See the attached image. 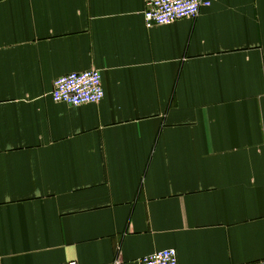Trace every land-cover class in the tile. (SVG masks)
<instances>
[{
    "label": "crops",
    "instance_id": "crops-1",
    "mask_svg": "<svg viewBox=\"0 0 264 264\" xmlns=\"http://www.w3.org/2000/svg\"><path fill=\"white\" fill-rule=\"evenodd\" d=\"M209 1L0 0V264H264V0Z\"/></svg>",
    "mask_w": 264,
    "mask_h": 264
},
{
    "label": "built area",
    "instance_id": "built-area-1",
    "mask_svg": "<svg viewBox=\"0 0 264 264\" xmlns=\"http://www.w3.org/2000/svg\"><path fill=\"white\" fill-rule=\"evenodd\" d=\"M210 6L209 0H146L143 12L147 29L172 24L183 19H195L201 9ZM51 99L76 108L98 104L104 96L101 74L97 70L73 72L55 80ZM62 264H77L75 261ZM140 264H178L174 249H165L145 256Z\"/></svg>",
    "mask_w": 264,
    "mask_h": 264
}]
</instances>
